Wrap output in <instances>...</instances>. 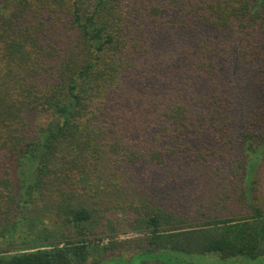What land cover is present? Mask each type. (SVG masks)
I'll use <instances>...</instances> for the list:
<instances>
[{
    "label": "trees",
    "instance_id": "1",
    "mask_svg": "<svg viewBox=\"0 0 264 264\" xmlns=\"http://www.w3.org/2000/svg\"><path fill=\"white\" fill-rule=\"evenodd\" d=\"M139 166L220 188L121 240L85 186ZM212 253L264 264V0H0V264Z\"/></svg>",
    "mask_w": 264,
    "mask_h": 264
},
{
    "label": "rangeland",
    "instance_id": "2",
    "mask_svg": "<svg viewBox=\"0 0 264 264\" xmlns=\"http://www.w3.org/2000/svg\"><path fill=\"white\" fill-rule=\"evenodd\" d=\"M99 166H103V163H98ZM107 169H109V162L106 161ZM119 175V174H118ZM153 175L152 172H149L147 168H142L141 166L134 168V170L128 169L126 175L121 174L118 178L116 174L110 173L108 170L104 175V178L99 182L98 178H95V182H88L89 185L86 184L85 190L89 191V187L93 188L92 193L94 197H96L98 204L95 206L100 208V214L105 213L111 217L112 227L116 230V237L118 239H131L135 236V234L128 232L129 227H127V222L124 220H120L125 213H129L131 210L130 206L137 205L142 202H147L152 196L156 197L157 201L162 204H173L171 209H176L179 207L181 202H194L200 203L202 197H205V190L210 187L220 188L219 184L214 183V181H204L200 183V181L190 180L188 181V185L184 186L182 182H178L177 184L167 185L168 188H160L163 187L160 182L164 181L163 178L165 175L163 174L160 177L150 179ZM132 176H135L133 179ZM117 179V185L114 184ZM153 180V181H150ZM87 182V183H88ZM180 185H183V188H179ZM120 186V190L118 189ZM233 186H237L233 184ZM166 187V186H165ZM232 187V186H230ZM182 190L181 195L178 196L177 190ZM204 189V190H203ZM150 192H148V191ZM213 190V189H212ZM210 190V192L212 191ZM150 194H152L150 196ZM90 199H93L92 197ZM131 201V203H130ZM128 212H124L121 208V205L127 204ZM125 207V206H124ZM130 208V209H129ZM223 211V210H222ZM109 212V213H108ZM114 213V214H113ZM54 222L52 223L53 226ZM100 224V223H98ZM3 241V240H2ZM105 241H107L105 239ZM104 241V243H105ZM3 245L4 242H3ZM124 249L122 250V257H127L129 253L132 252V249L128 244L124 245ZM119 250H115L117 253ZM112 252L111 250L108 253ZM192 258L197 259L199 262H205L210 264H225L223 260H221L216 254H206V255H194ZM255 261L249 260L247 264H255ZM240 264V261L237 262ZM243 264V263H242Z\"/></svg>",
    "mask_w": 264,
    "mask_h": 264
}]
</instances>
